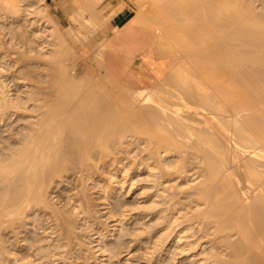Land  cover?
Segmentation results:
<instances>
[{
  "label": "bare ground",
  "instance_id": "6f19581e",
  "mask_svg": "<svg viewBox=\"0 0 264 264\" xmlns=\"http://www.w3.org/2000/svg\"><path fill=\"white\" fill-rule=\"evenodd\" d=\"M159 2L125 26L153 22L158 39L171 36L179 53L164 78L146 79L121 63L105 69L108 86L92 74L76 79L59 57L72 52L62 47L47 84L56 89L53 99L40 103L28 91L0 97V144L11 115L40 111L0 150V227L29 243L19 257L16 246L15 254L1 250L3 241L2 262L74 264L72 244L84 250V235L101 264L129 255L136 242L148 264L174 246L175 261L264 264V16L241 10L236 0ZM101 48L94 53L103 55ZM103 67L98 63L100 74ZM102 172L123 175L127 194L137 191L139 200L110 197ZM90 190L104 198L105 219H94ZM109 220L106 234L94 225ZM107 236L113 241L104 243Z\"/></svg>",
  "mask_w": 264,
  "mask_h": 264
},
{
  "label": "rangeland",
  "instance_id": "374dc122",
  "mask_svg": "<svg viewBox=\"0 0 264 264\" xmlns=\"http://www.w3.org/2000/svg\"><path fill=\"white\" fill-rule=\"evenodd\" d=\"M110 1L111 0H14V1L13 0H10V1L0 0V69H1V71H0V97L4 96L6 99H9V98L15 97V95H12V94H16V98L19 99L23 96L22 94L24 92L28 91L31 95L33 94L34 98H39L40 103L44 102V100L48 99V98L53 99L55 97L54 94L56 93V92H54V90L56 91V89L52 85H47V84L52 82L51 81L52 75H53V72H55L54 71L55 69L52 66H55V68L57 67L56 63L59 60L56 58H59V57L61 58V59L59 58L60 60H62V61L65 60V63L64 62H62V63H64L65 65H67V67H69V68H67V70H70L68 72L74 73L76 79H79L81 77H87L88 74H92V75H94L93 77H95L94 80L98 76H100V77H98L100 79H101V77H104L103 78L105 80L104 83L107 82L106 85L108 86L109 79L105 76L106 75V70H105L106 68H104V67L101 68V74H100L99 70H98L99 69L98 63H102V61L104 62V60H105L104 54H105V52H107L109 39L112 35V31L110 30V23L109 22H110L111 16L114 13L115 7L109 6ZM125 1L126 2H124L123 0H119V5L117 6L115 11L121 10L123 8V6H128L130 9H132V13H134V11H135V14L132 15V16H135V15L141 14V13H144V14L146 13V15H148V11L155 4L156 0H125ZM162 1L163 0H161V2H159V4L162 3ZM236 2H237V5L239 6V8L241 10L242 9L247 10L253 16H264V0H236ZM80 8H81V10H80ZM24 10H26V11H24ZM82 11H84V12H82ZM79 12H81V13H79ZM81 15H83V17H80ZM95 18H97L98 23L95 20ZM83 20H89L91 22H90V24H88V23H84L86 21L83 22ZM102 21H105V23ZM95 23H96V25H95ZM152 23L153 22H149V23L144 24V27H145L144 31H148L150 33L154 32L156 34V39L154 41H152L151 45H150L151 57H150L149 62H148L149 64L147 66L144 63H142L141 54H136V56L133 57L131 60V69H133V70L139 69L141 71V73L144 75V77L149 78V79H153L156 73H161L160 77L164 78L169 73L170 68H171L170 66L174 63L173 61L177 57V56L175 57V55H178L179 51L177 49V51H178L177 52L176 51L177 47L175 46L176 47L175 48L173 45V47L175 49H171V50H173L175 52L172 53L173 54V60H171L170 59L171 55L169 54L170 50H169V48H167L168 47L167 43L170 44L169 39L171 36H169L168 40H166L164 37L168 36V35L164 34L165 36H162L159 38L160 40L162 39L163 41L162 40L160 41L157 37V30H155V28L156 29L158 28L157 27L158 25H156V23H155V25H153ZM101 25H103V26H101ZM149 25H152V27ZM95 27H98L100 29L95 28ZM94 28H95V31L94 30L92 31L91 29H94ZM125 28H126V26H125ZM137 28H136V26H134V30H133L130 28V25H128V27H127L128 33L133 35V32L135 30H138ZM80 29H82V30H80ZM158 30H160V29H158ZM68 33L70 36L67 35ZM73 33L76 36L79 33V35L77 36L78 39L73 37V35H74ZM61 36H63V37H61ZM83 37L86 38V42H85V39ZM60 38H61V40H60ZM69 38H71V40ZM75 39L77 41L79 40L78 41L79 43H77V41ZM62 41L64 44L62 43ZM170 41H172V40H170ZM104 42H105V45H104ZM164 42H165V44H163ZM61 43L63 45H61ZM65 44L66 45L68 44L69 47H68V45L65 47ZM134 44L135 43H133L132 45H134ZM60 45H61V48H60ZM62 47L68 48L72 52L71 54H70V52H68V54H66L67 56L65 55L66 57L63 56V59H62V56L58 57L57 52L55 51L56 49H58L57 51L59 52V50L62 49ZM89 47L90 48L94 47L93 49L95 51H93V49H90ZM95 47H96V49H95ZM101 47L105 48V50L102 49ZM173 47L171 45V48H173ZM100 48L103 50V51L101 50L102 51L101 53H104L103 55L101 54L103 58L101 57V55L98 56L97 54H95ZM166 48L168 49L167 51L169 53L166 51ZM162 49H163V51H162ZM54 51H55V53H53ZM130 51L131 50L128 49V52H130ZM164 51H165V53H164ZM94 54L96 55L97 58H95V56H93ZM147 55H149V50L144 51L143 56L147 57ZM168 55H170V56H168ZM92 57H94V58H92ZM98 57H99V60H98ZM100 57L104 60H102ZM64 58H66V59H64ZM94 59H96V60H94ZM170 62H172V63H170ZM124 66L128 67V65H126V64H124ZM48 70L49 71L51 70L52 72L51 71L49 72ZM48 73L49 74L51 73L50 74L51 77L49 76ZM134 73L138 74L135 71H134ZM48 76H49V79H48ZM87 79L89 80L92 78L88 77ZM106 79H108V80H106ZM49 80H50V82H49ZM96 80H98V79H96ZM85 85L91 86L92 84L85 83L82 88L86 87ZM89 86L87 88H89ZM40 87L43 88V92L38 91ZM49 89H52V90H49ZM117 89L121 90V88H115V90H117ZM81 90L83 91V89H81ZM86 90H84V91H86ZM52 92H54V93H52ZM37 100L33 102L34 105H35V102L36 103L39 102ZM34 105H32V106H34ZM30 111L24 112V110H19L17 113L11 115V117L8 119V121L5 125L7 130L4 133L5 135L2 137V143L0 144V150L1 151L4 148V146L6 145L7 141H11V142L14 141L15 142L17 140L15 137L16 134L14 136H11L12 133H16L18 128L20 129V128H23V127L30 125L39 117L40 111H38V112L35 110H33L32 112H30ZM116 174L113 176V177H115V179H116V177H117L118 181L121 178L123 179V177H122L123 175L120 174L119 175L120 177H119L118 173H116ZM102 175L103 176H105V175L109 176V177L108 176H106V177L102 176V179L104 178L103 184L106 185L108 190L111 191V194L109 195L110 197H112L113 199H115L117 197V198H122L124 200H134V202L139 200V194L137 191H135L134 193L131 191L127 194L128 187L126 184H124L122 186V181H121L122 179L119 182L120 183L119 186L116 183H114L113 180H115V179H112V181H111L113 185L112 184L109 185L110 179L113 177L110 178V173H108V172H106V173L102 172ZM108 180H109V183H108ZM107 184L109 185V187ZM121 186L124 189L121 188ZM109 188H111V189H109ZM118 191H120V192H118ZM90 193H89V198H90L89 200L90 201L94 197L97 198V199L94 198L93 201H91V203H90L92 205V207H91L92 214H94V215L96 214L95 216L93 215V217H95L94 219L97 221L101 217L103 219H105L108 215H107V205L104 204V198L101 197L100 194L95 193V190H90ZM116 194H118V195H116ZM113 195H115V196H113ZM125 195H126V197H125ZM146 204H148V203H146ZM94 206H95V208H93ZM94 211L96 213H94ZM182 211L180 212L181 214L188 213V210H186V212H184L185 209H183ZM102 218H101V220H102ZM143 220H145V219H142V221ZM97 221L94 223V225L96 227L99 225L98 227H99V229L102 230L103 233H105V232L107 233V230H109L110 228L113 229L112 228L113 222H110L111 220H109V222H108L109 228H108L107 224H104L102 222H98L99 223L98 224ZM104 226L105 227L107 226L105 230H104V228H105ZM1 227H4V225H2ZM3 229H2V231L0 230V240H2V242L0 241V244L2 243L1 247H2L4 242L7 241V243H4V245H6V246H5V248H1V250H5L7 247V248L11 249V251L13 250L12 252L14 254L16 251L18 253V256L21 257L22 252L23 251L25 252V249H24L25 246L29 245L28 240L24 241V234H18V236H20V237H17L16 236L17 234H15L16 237L13 236L14 233H16L15 231H17V230H15V231L13 230V233H12V229H10V228H9L10 230L9 229L5 230L6 229L5 227ZM4 231H7V232H4ZM34 231H35V229H34ZM74 231L80 232L81 229L74 230ZM36 232L37 231L30 233V236L31 235L36 236ZM6 233L9 236H7ZM10 234H13L12 235L13 237L12 236L10 237ZM161 236H162V239H164V236L160 235V237ZM82 238L83 239H81L82 240L81 244L83 245L85 242V244H84L85 248H83L85 251L84 250L80 251L79 249H76V248H79V246L77 245V240L74 239V242L72 244V246L75 248H73L72 255L71 256L69 255V257L72 260L74 259L73 256L75 257L76 263H74V264H84L85 262H86L85 264H101L102 258H100L101 257L100 254L96 251L97 248L91 247V246L95 245V242L93 244L89 245L90 240L87 238V236L82 235ZM8 240H9V242H8ZM11 240L14 243L10 242ZM111 241H113V236H107L104 243H109ZM169 241H170V238L168 239L167 242H169ZM22 242H24V243L22 244ZM25 242H27V244ZM144 242H145V240H144ZM136 243L134 244V247H135L134 251L132 253H130L131 256L133 255L132 257L131 256L129 257L130 254L127 255L126 253H122L120 255V257L113 259L112 262L116 260L115 263L113 262L114 264H121V262H122V264L123 263L124 264H146V263L148 264V262L146 261L147 259H145L146 256L143 255L144 247L139 248V247H142L144 245L139 246V244L137 245ZM7 244L11 248L8 247ZM12 244H14V245L12 246ZM160 244L162 245V242H160ZM21 245H22V247H20ZM15 246L17 247L16 248L17 250H15ZM174 247H176V246H174ZM174 247H172L171 251L168 249L169 247H167L166 254L161 258V260H159L158 263H154L153 261H155V260H152L153 264H159V263L160 264H166L167 262L165 263V261H168L167 264H173V263L174 264H190L191 259L190 260L184 259V261H181L180 256L179 257L177 256L178 258L176 257V261L172 260L173 259L172 258V256H173L172 252L176 251L175 250L176 248H174ZM67 248L69 249V247H67ZM73 251H74V253H73ZM87 251H88V254H87ZM3 253H4V251L0 252V257L2 256ZM14 254L12 255V257L14 256ZM142 256H145V257L143 258ZM168 256H170V257H168ZM1 258L2 259L0 260V264H8V262L7 263L2 262V261H4L3 260L4 256ZM142 260H144V261H142ZM40 261L44 262V261H46V259L40 260ZM36 263H38V262H36ZM195 264H197V262Z\"/></svg>",
  "mask_w": 264,
  "mask_h": 264
},
{
  "label": "crops",
  "instance_id": "0c3cea01",
  "mask_svg": "<svg viewBox=\"0 0 264 264\" xmlns=\"http://www.w3.org/2000/svg\"><path fill=\"white\" fill-rule=\"evenodd\" d=\"M123 1L126 2L125 0ZM118 5L119 0H111L109 2V6L115 7V10ZM115 10L109 22L112 35L109 39L107 52L104 54V65L106 69H109L112 65L116 67L121 63L123 65L126 64L128 65V69L144 76L139 69H131V60L136 56V54H141L142 63L148 66V62L151 57L150 45L151 42L156 39V34L154 32L150 33L148 31H144V25L139 28V30H135L133 35L129 34L128 29L125 28V24L129 18L135 14V11L132 13V9L128 6H123V8L118 11ZM132 38L134 41H132ZM133 43L135 44L132 45ZM128 49L131 51L128 52ZM145 50H149V55H147V57L143 56Z\"/></svg>",
  "mask_w": 264,
  "mask_h": 264
}]
</instances>
